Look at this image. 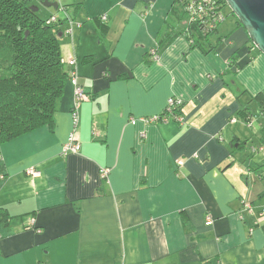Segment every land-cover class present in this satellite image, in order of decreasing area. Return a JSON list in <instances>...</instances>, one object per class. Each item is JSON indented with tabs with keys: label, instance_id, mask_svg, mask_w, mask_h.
<instances>
[{
	"label": "crops",
	"instance_id": "crops-1",
	"mask_svg": "<svg viewBox=\"0 0 264 264\" xmlns=\"http://www.w3.org/2000/svg\"><path fill=\"white\" fill-rule=\"evenodd\" d=\"M55 2L65 10L45 18L75 22L71 33L59 26L61 50L89 100L75 127L69 81L53 126L0 146V264H264V191L236 153L264 142V118L253 129L241 115L260 109L264 54L238 19L228 16L208 53L184 37L160 50L174 0ZM102 16L107 33L94 23ZM172 97L183 123L141 122ZM74 131L81 151L63 156Z\"/></svg>",
	"mask_w": 264,
	"mask_h": 264
},
{
	"label": "trees",
	"instance_id": "trees-1",
	"mask_svg": "<svg viewBox=\"0 0 264 264\" xmlns=\"http://www.w3.org/2000/svg\"><path fill=\"white\" fill-rule=\"evenodd\" d=\"M30 2L0 0V146L40 127L53 126L58 101L69 83L59 29L67 20L59 18L58 22L48 24L49 18L40 19ZM216 5L208 11L207 18L190 22L187 4L174 0L158 38L160 50L179 37L204 53L215 49L220 40H211L221 26L216 17L219 13L235 17L225 0H217ZM94 23L101 33L109 31L101 18ZM210 23L213 27H209ZM255 101L260 108L264 107V94H259ZM241 115L246 123L251 121L248 110ZM0 216L5 221L6 215Z\"/></svg>",
	"mask_w": 264,
	"mask_h": 264
},
{
	"label": "built area",
	"instance_id": "built-area-1",
	"mask_svg": "<svg viewBox=\"0 0 264 264\" xmlns=\"http://www.w3.org/2000/svg\"><path fill=\"white\" fill-rule=\"evenodd\" d=\"M182 2L187 4V9L190 14V22H196L199 20H203L207 18L208 11L210 12L211 9H214V6L216 5L217 0H181ZM218 8L219 5H216ZM226 15L224 13H219V15L216 17V21L218 24L222 25L226 21ZM69 20V29L67 32L71 33V30L73 26L75 25V22L67 18ZM101 20L103 22H107V16H102ZM58 22L57 17H51L47 21L48 24L56 23ZM218 26V25H217ZM209 27H213V24L210 23ZM150 59L152 62H158L160 60L159 53L152 52L150 53ZM64 65L68 68V72L70 75L69 81L74 86V92H75V107L73 110V120H74V126L77 127L78 125V114L77 110L79 109V106L82 102L88 101L89 96L86 94L84 88L79 85L78 78H77V61L74 57L64 58L63 59ZM182 106V101L179 98L172 97L167 102V107L163 114L151 117V118H144L141 120V122H144L145 124H153V123H168L170 121H176L183 123V118L179 116L178 112L180 110V107ZM258 115H252L251 121L248 123V125H252L253 121H255L257 118H264V107L260 108ZM255 117V119H254ZM235 122V120H232V123ZM132 125L136 126L139 123V120L132 119L131 120ZM145 136V135H143ZM81 151V143L76 136V132L74 131L71 136L69 137L68 142L63 146L62 155L67 156L69 154H77ZM259 152H264V147H252L251 153L257 154ZM179 166L183 165V162H178ZM28 175L36 176L39 173H37L34 169L28 170ZM110 170L109 169H102L101 170V176L104 180H108ZM244 210L249 213L250 215L254 214V208L251 205V203H244ZM258 219L262 220L264 219V210L261 211L258 214ZM214 223L212 216L208 215L206 217V226H212ZM32 226H34V221H32ZM1 239V236H0Z\"/></svg>",
	"mask_w": 264,
	"mask_h": 264
},
{
	"label": "water",
	"instance_id": "water-1",
	"mask_svg": "<svg viewBox=\"0 0 264 264\" xmlns=\"http://www.w3.org/2000/svg\"><path fill=\"white\" fill-rule=\"evenodd\" d=\"M231 12L246 30L254 46L264 54V0H225ZM46 8L59 7L58 2L43 0ZM35 12L39 9L35 8Z\"/></svg>",
	"mask_w": 264,
	"mask_h": 264
},
{
	"label": "rangeland",
	"instance_id": "rangeland-1",
	"mask_svg": "<svg viewBox=\"0 0 264 264\" xmlns=\"http://www.w3.org/2000/svg\"><path fill=\"white\" fill-rule=\"evenodd\" d=\"M51 2H55V0H51ZM30 3L32 4L33 7L39 9L38 16L40 17V19H45L46 12H48L50 9H47L46 7H44L42 5L43 0H31ZM57 10L61 11V10H65V8L64 7H58ZM228 10H230L229 7H228ZM54 16L58 18V21L60 20L58 16H56V15H54ZM54 16H52V17H54ZM227 19H228V17H226V21H227ZM65 20H67V22L69 23V20L67 18ZM64 58H66V57H64ZM252 109L254 111L257 110V106L253 104ZM257 113H255V115H258ZM254 119H255V117H254ZM257 122H258V119L253 121L252 125H250V126L248 125V127L253 128V129L257 128L258 127V125H256ZM261 146L264 147V142H262V141H259V142L254 141V142H252V141L249 140L241 148L236 150V153L246 157L247 161L252 165V167L255 170V173L258 175V176L256 175L257 185L259 187H261V189L264 191V161H263L264 158H261V157H264V152H259L256 155L251 156V155H253V154H251V148L252 147H261ZM261 197H263V199H264V195L261 194Z\"/></svg>",
	"mask_w": 264,
	"mask_h": 264
}]
</instances>
